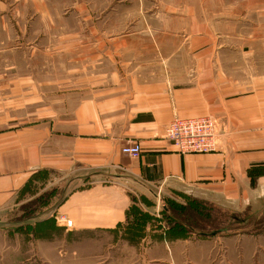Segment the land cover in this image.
<instances>
[{
	"label": "crops",
	"instance_id": "0c3cea01",
	"mask_svg": "<svg viewBox=\"0 0 264 264\" xmlns=\"http://www.w3.org/2000/svg\"><path fill=\"white\" fill-rule=\"evenodd\" d=\"M36 2L32 8H50ZM221 52L202 51L209 61L193 72L131 77L77 102L48 98L47 108L26 119L17 111L21 101L9 104V82L0 75V214L46 191L63 192L44 214L71 232L131 227V249L138 252L131 264H264L263 231L248 233L237 223L207 235L153 224L162 200L203 201L239 216L264 202V54L255 64L236 65L219 61ZM202 115L220 121L217 149L179 153L166 126ZM136 143L138 154L122 151Z\"/></svg>",
	"mask_w": 264,
	"mask_h": 264
},
{
	"label": "rangeland",
	"instance_id": "374dc122",
	"mask_svg": "<svg viewBox=\"0 0 264 264\" xmlns=\"http://www.w3.org/2000/svg\"><path fill=\"white\" fill-rule=\"evenodd\" d=\"M36 1L0 0V75L9 82V104L21 101L17 111L25 119L47 108L48 98L77 102L86 92L131 77L161 80L182 67L193 72L209 61L202 51L221 50L217 59L236 65L255 64L264 54V0H46L50 8H32ZM15 82L23 88L15 89ZM48 193L0 214V264L138 261L131 227L71 232L44 214L63 196ZM181 202L162 200L153 224H174L164 208L176 216L177 205L192 203ZM201 202L194 217L188 206L189 215L179 219L206 232L237 223L248 233L264 232V202L242 216Z\"/></svg>",
	"mask_w": 264,
	"mask_h": 264
},
{
	"label": "built area",
	"instance_id": "2783aa9c",
	"mask_svg": "<svg viewBox=\"0 0 264 264\" xmlns=\"http://www.w3.org/2000/svg\"><path fill=\"white\" fill-rule=\"evenodd\" d=\"M218 123L213 116L176 117L165 128V137L174 145L179 153H209L218 146ZM124 153L136 155L140 152L138 143L124 147ZM66 227L70 223L63 217Z\"/></svg>",
	"mask_w": 264,
	"mask_h": 264
},
{
	"label": "trees",
	"instance_id": "16d2710c",
	"mask_svg": "<svg viewBox=\"0 0 264 264\" xmlns=\"http://www.w3.org/2000/svg\"><path fill=\"white\" fill-rule=\"evenodd\" d=\"M42 198V197H41ZM173 202V201H171ZM175 202V201H174ZM190 202H192L191 204H188V205H177L176 209H174V211L176 212V216H174L173 214L171 213H168L170 212L168 209L169 208H164L165 209V212L167 213L166 216H168L169 220L170 219H173V223L179 227H181L183 230H185V232H191L193 230H196V231H200V233L202 234H211V233H214V232H206V231H203V230H198V229H195L193 225H190L188 222L186 223L184 220L186 219V216L189 215V210H188V206H191L190 207V210H191V213H192V216L194 217L193 214H195L194 210L196 208V206H202V202L200 201H197V200H190ZM189 202V203H190ZM193 204V205H192ZM197 204V205H196ZM201 204V205H200ZM198 210V209H197ZM180 218H185L184 220L182 219H179Z\"/></svg>",
	"mask_w": 264,
	"mask_h": 264
}]
</instances>
